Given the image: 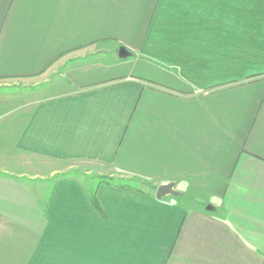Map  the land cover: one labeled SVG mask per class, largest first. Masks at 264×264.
Masks as SVG:
<instances>
[{"label": "crops", "instance_id": "1", "mask_svg": "<svg viewBox=\"0 0 264 264\" xmlns=\"http://www.w3.org/2000/svg\"><path fill=\"white\" fill-rule=\"evenodd\" d=\"M19 82L13 153L181 195L0 167V264H264V0H0Z\"/></svg>", "mask_w": 264, "mask_h": 264}, {"label": "rangeland", "instance_id": "2", "mask_svg": "<svg viewBox=\"0 0 264 264\" xmlns=\"http://www.w3.org/2000/svg\"><path fill=\"white\" fill-rule=\"evenodd\" d=\"M58 64H55L49 70L50 72L47 75L49 81L47 83L40 86L36 85L38 89L41 86L47 87L49 83L55 82L61 72ZM9 85L12 86L0 88V167H8V170L12 172H23L28 176H35L34 187L39 190L43 189L44 192H48V188L52 186L53 181L62 178L79 179L86 183L87 181L97 182L100 178L112 177V170L105 165L83 161L55 162L35 158L26 159L18 153H13L11 144L15 134L14 129L23 122L34 101L46 95H53V93L43 94L41 92L40 94L39 91L38 94L33 86L28 83L23 84V82H19L17 85L9 83ZM54 86L52 88L51 86L48 87V90L53 91ZM10 157L13 159H8ZM41 177L43 179H40ZM123 182L114 180L113 183ZM157 184L150 181L140 187L144 191L154 193L153 188L157 187Z\"/></svg>", "mask_w": 264, "mask_h": 264}, {"label": "trees", "instance_id": "3", "mask_svg": "<svg viewBox=\"0 0 264 264\" xmlns=\"http://www.w3.org/2000/svg\"><path fill=\"white\" fill-rule=\"evenodd\" d=\"M63 179H67V178H62L60 180H63ZM114 180H116L115 178L113 177H106V178H100L98 181H97V184H100V183H113ZM118 181V180H117ZM121 181H124L123 183H118L119 184V187H125V186H129V187H134L135 189H137L138 191H141L143 193H147L146 191H144L140 186L142 184L146 185L148 184V180H143V179H140V178H132V179H121ZM158 187V186H157ZM157 187L153 188V191H155L154 193H156V189ZM152 193V192H151ZM150 192L147 193V194H151ZM88 198L90 200V202L92 203V205L97 209L99 210V207H98V204H97V201H96V195H95V190L93 191H90L88 192ZM164 198V197H163ZM163 198H160V199H163Z\"/></svg>", "mask_w": 264, "mask_h": 264}, {"label": "water", "instance_id": "4", "mask_svg": "<svg viewBox=\"0 0 264 264\" xmlns=\"http://www.w3.org/2000/svg\"><path fill=\"white\" fill-rule=\"evenodd\" d=\"M157 198H163L165 196H179L181 193L174 189V185L172 183L161 184L157 187L156 193Z\"/></svg>", "mask_w": 264, "mask_h": 264}]
</instances>
